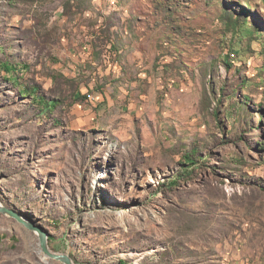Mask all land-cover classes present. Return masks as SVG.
Here are the masks:
<instances>
[{"label":"rangeland","instance_id":"374dc122","mask_svg":"<svg viewBox=\"0 0 264 264\" xmlns=\"http://www.w3.org/2000/svg\"><path fill=\"white\" fill-rule=\"evenodd\" d=\"M6 62L59 104L0 68V203L53 252L264 264V0H0ZM0 264L63 263L0 213Z\"/></svg>","mask_w":264,"mask_h":264},{"label":"trees","instance_id":"16d2710c","mask_svg":"<svg viewBox=\"0 0 264 264\" xmlns=\"http://www.w3.org/2000/svg\"><path fill=\"white\" fill-rule=\"evenodd\" d=\"M249 7V9L244 8L243 10L248 12L249 14L252 13V10H250V6L247 5ZM248 16V14L246 15ZM234 22H239V16H235L233 17ZM231 57L229 56L227 60H225V65L228 68H232V64L230 63ZM1 69H5L7 70L9 73H13L11 80L12 82L16 85V89L19 90V92L23 95V96H30L32 99L37 100L39 102V104L41 105V109L43 110V112H54L58 107L59 104L56 101H47L44 97L42 98L41 96H39V87L35 86L32 89H24L21 87L20 83L18 82V78L16 73L19 71L18 69V65H14L11 64L9 62L4 63L2 66H0ZM245 85V84H244ZM243 85V86H244ZM79 99H86V97H81V95L79 94L78 100ZM250 97L245 96L244 97V101H242L243 103H234V108L236 109V111L238 112V110H244L246 109V107H249L248 102H250ZM264 111V110H263ZM235 116V114H234ZM185 159L187 161H189L188 165L191 166H196V162L197 159L193 154H187L185 156Z\"/></svg>","mask_w":264,"mask_h":264},{"label":"water","instance_id":"95a60500","mask_svg":"<svg viewBox=\"0 0 264 264\" xmlns=\"http://www.w3.org/2000/svg\"><path fill=\"white\" fill-rule=\"evenodd\" d=\"M0 213L8 217L16 219L20 223L24 224L29 230L36 232L40 239V245H41L42 252L45 254L47 258L60 261L63 264H75L71 256L67 254L55 253L52 251L50 244H49L50 237L46 231H43L41 228H36L34 225L25 222L17 213L6 208L1 203H0Z\"/></svg>","mask_w":264,"mask_h":264},{"label":"bare ground","instance_id":"6f19581e","mask_svg":"<svg viewBox=\"0 0 264 264\" xmlns=\"http://www.w3.org/2000/svg\"><path fill=\"white\" fill-rule=\"evenodd\" d=\"M46 257V256H45Z\"/></svg>","mask_w":264,"mask_h":264}]
</instances>
